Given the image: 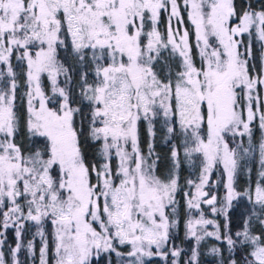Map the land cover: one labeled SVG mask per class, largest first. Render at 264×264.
Wrapping results in <instances>:
<instances>
[{
	"label": "snow or ice",
	"instance_id": "obj_1",
	"mask_svg": "<svg viewBox=\"0 0 264 264\" xmlns=\"http://www.w3.org/2000/svg\"><path fill=\"white\" fill-rule=\"evenodd\" d=\"M204 248L264 264V0H0V264Z\"/></svg>",
	"mask_w": 264,
	"mask_h": 264
},
{
	"label": "trees",
	"instance_id": "obj_2",
	"mask_svg": "<svg viewBox=\"0 0 264 264\" xmlns=\"http://www.w3.org/2000/svg\"><path fill=\"white\" fill-rule=\"evenodd\" d=\"M157 151L160 152L162 156H164L167 153V151H168V149L160 142L159 137L157 138ZM164 163H166V161L162 160V164H164ZM252 166H253V163L251 161V167ZM196 175H197V171H196V169L194 167L190 168L187 165H185V167L181 171V182L183 183L187 179H193L194 180V179H196ZM246 180H247V176L241 178V181H240L241 187H245L246 186V183H245ZM222 193H223V189L221 188L220 189V194L222 195ZM174 244H175L176 247L184 249V252L186 254L190 255L188 242L185 241V239H184V235H183V230L182 229L177 234V237L174 240ZM38 246H39V242L37 241V247ZM7 247H10L8 243L6 244V247H5L4 251H7ZM202 252H203V255H202L203 264H212L213 257L209 255L208 249L204 248V249H202ZM183 258L185 260H187V255H184ZM117 259H118L117 257L113 256L114 264H115V261ZM29 264H30V262H29ZM37 264H38V262H37Z\"/></svg>",
	"mask_w": 264,
	"mask_h": 264
},
{
	"label": "rangeland",
	"instance_id": "obj_3",
	"mask_svg": "<svg viewBox=\"0 0 264 264\" xmlns=\"http://www.w3.org/2000/svg\"><path fill=\"white\" fill-rule=\"evenodd\" d=\"M248 166L251 167V161H249V165H248ZM257 167H258V165H257ZM190 168H192V167H190ZM191 170H192V169H191ZM217 178H218V174H215L214 177H213V180H215V179H217ZM245 187H246V186H245ZM222 195H223V193H222ZM239 211H243V208H240ZM28 235H29V238H30L31 233L29 232ZM37 241H38V240H37ZM6 242L9 244L10 247H14V237H13V235H12L11 230H9V233L7 234V240H6ZM38 242H39V241H38ZM7 243H6V244H7Z\"/></svg>",
	"mask_w": 264,
	"mask_h": 264
}]
</instances>
